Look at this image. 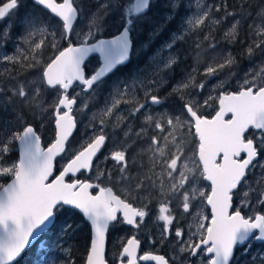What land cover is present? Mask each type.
Returning <instances> with one entry per match:
<instances>
[{
    "label": "snow or ice",
    "instance_id": "6c2138e0",
    "mask_svg": "<svg viewBox=\"0 0 264 264\" xmlns=\"http://www.w3.org/2000/svg\"><path fill=\"white\" fill-rule=\"evenodd\" d=\"M22 3L23 0H0V22L18 16ZM33 3L42 6L47 16L21 17L22 32L18 39L22 46H18L13 55H0V63L13 67L33 68L42 65V58L47 61L37 78L27 84L17 79L19 73L13 74L7 67L8 77H0V113L11 110L15 121L0 135V264H20L26 250L55 227L66 208L78 210L84 220L90 222V231L94 233L86 264H108L105 245L109 228L116 224H125L137 231L146 227L145 218L150 215L149 197L153 195L159 197L155 219L162 223L158 241L152 240L151 243L163 245L172 238L176 245L173 249L175 255L166 257L147 252L138 256L141 242L133 235L120 241L118 264H139V261L195 264L201 258L204 264H234L237 247L248 252L250 238L264 241V61L244 73L236 91H228L220 81L215 86L221 89L218 95H208L201 101L197 96L204 90L205 80L237 63L231 52L217 53L223 56V62L207 66L201 73L205 80L197 82V69L193 67L171 92L161 95L159 89L167 83V76L183 60L177 42L184 40V30L174 34L163 46L168 55L154 57V67L138 70L129 82H118L110 93V102L101 109L102 114L108 116L121 103H132L127 117L134 120L137 113L143 115V125L138 130L133 131L130 125L126 127L127 139L121 149L104 157L105 161L114 162L113 174V170H101L94 165L108 140L103 133L104 120L96 130L92 124L93 114L87 126L94 129L88 142L73 147L70 138L77 127L73 111L75 107L77 112L84 114L88 100L95 99L92 93L104 84L103 78L131 59V34L135 30V21L122 12L121 0H104L96 12L88 14L90 23L81 37L76 32L82 14L78 11L81 7L78 2L75 6L74 0H63L62 3L33 0ZM153 7L154 0H135L128 12L136 14L143 23L150 20ZM181 7L179 0H171L164 21L151 22V34L163 32L164 26L170 22L168 16H178ZM228 7V0L209 4L195 19L188 18L186 25L203 31L208 27L206 21L219 24L221 19H235L239 15L240 19L226 34L232 43L240 20L252 18L254 23L258 19L264 24V0H258L256 4L242 0L239 12L228 11ZM221 8L224 16L213 19L214 13L220 12ZM115 12H121L118 17L122 20L121 34L111 40L98 39L88 43L103 28L104 19ZM249 28L257 36L264 37V28L253 29L252 24ZM10 36L9 26L7 32L0 33V41H6ZM212 39L209 31L202 40L199 32L191 40L190 47L196 50L194 61L197 64L205 41L209 48L215 49ZM73 40H79V45ZM253 47L264 53V39L249 45V59L254 55ZM48 51L52 55L46 56ZM91 53H99L103 60V67L94 74L88 73L85 65ZM229 75L235 73L229 72ZM76 83L83 86L81 92L87 93L80 105H77L79 94H69V89ZM138 89L143 90L142 95ZM173 94L180 102V115H169L166 111L156 115L147 113L146 106L164 107ZM53 95L55 99H51ZM46 96L49 97L47 101ZM212 101L218 106L215 114L211 118L199 114L200 109L210 106ZM20 105L35 109L33 120L45 112L54 116L56 135L46 149L41 146L37 128L25 120L26 114L18 111ZM149 129L155 134L150 135ZM188 137L195 138L191 167L184 152ZM145 140L148 141L147 148L136 151L137 141ZM14 142L19 143L20 156L18 161L9 162L6 154L12 150ZM142 152L148 155L147 164L140 162ZM66 153L69 159L57 172L54 162ZM94 169L98 183L91 179L69 182V177ZM257 169L261 171L253 186L250 180L255 178ZM201 182H207V188L197 187ZM113 186L120 190V195L113 191ZM92 189L97 190L95 195ZM253 195L254 203L260 205L262 211L245 215L241 207L251 206ZM176 198L179 199L174 205ZM234 198L241 207L234 208ZM196 200L200 201L201 207L210 209V215L193 213ZM174 209L194 219L187 231L178 226ZM78 229L76 222L65 223L60 228L61 238ZM257 230L258 235L253 237ZM57 247L62 249L59 241ZM57 264H74V261L69 255L58 258Z\"/></svg>",
    "mask_w": 264,
    "mask_h": 264
},
{
    "label": "rangeland",
    "instance_id": "374dc122",
    "mask_svg": "<svg viewBox=\"0 0 264 264\" xmlns=\"http://www.w3.org/2000/svg\"><path fill=\"white\" fill-rule=\"evenodd\" d=\"M162 0H154V11L155 9L160 5ZM79 3L81 5L80 9L78 10L82 14L80 15L78 26L76 27V32L81 35V37L86 33L87 26L90 23V16L89 13H94L98 10V5L103 3L104 0H75L74 4ZM135 3V0H121V10L123 13L126 14L127 18H134L135 21V30L132 32V39L135 43L134 47V57L138 59V61H142L144 63V66H142L140 69L132 70L133 73H127L121 77L112 78L109 81H104V84L102 87L98 88L95 93H92V95L95 97V99H89L88 100V109L85 110L84 114H81L76 111V116L79 117V124L80 129L78 131V135L75 138V140L71 143L73 147H78L81 144H86L88 142V138L91 136L93 132V128L87 127L89 125L90 119L92 118L93 114H95V119L92 120V124L96 127V130H99L100 127V121L104 120L103 125V133L107 135L108 138H110L113 135L118 134H124L125 131H123V124L127 121L131 122L132 119H129L127 117V111L132 106V103L124 104L121 103L118 109H114L113 112L108 115L104 116L101 112V109H104L106 107V102H110V93L112 92L114 86L121 81L129 82L130 79L133 77V75L138 70H147L154 67V57H166L168 55L167 51L164 50L163 46L170 42L171 37L174 34L166 33L164 34V37L160 40L163 42L162 44L159 42L157 45L155 43L159 39V35H152L150 32L149 25L154 20V16L150 14V20L144 21L143 23L140 22V20L134 15V13H129L128 9L131 8ZM171 0H168L166 3L162 5L164 10H167L170 7ZM179 3H184L183 0H179ZM202 0H191L188 6H185V10L187 12L186 16H182L180 20L178 21V24L175 26L177 28V31L175 34H179L180 30L183 29V35L184 40L178 41V51H180L183 54V60L178 64V66H174L172 72L170 75L167 76V83L159 89V93L167 88H171L179 83L185 76V74L193 67L197 69L196 72V80L197 82L201 80H205V78L201 75V73L204 72V69L209 66L210 64L216 63V62H223V56L217 55V53H227L230 52L231 46H233L236 43V39H238L237 31H238V25L236 24V32L233 37L234 42L230 43L229 39L226 37V34L232 29L233 24H235V21L238 19H233L228 17L227 19H221L218 17V14H221L222 8L220 12L214 13L213 19H221V22L219 24H209L208 21H206V25L208 27L204 28L203 31H200L199 29H193L191 26L186 25V20L188 18L195 19L196 16H198L206 6L202 4ZM214 5V4H213ZM180 10V9H179ZM154 11L153 14H154ZM128 15H131L128 17ZM165 12H163V15L160 16V20L164 19ZM121 16V12H115L111 15H108L104 19L103 28L95 35V37L88 41V43H94L98 39H111L114 38L116 35L120 34L121 32V23L122 20L118 17ZM176 16H168V20L170 21L167 24L172 25L175 21ZM254 26L256 28H264V24H260L259 20L257 19L254 23ZM8 30H4L3 32H7ZM209 31H211V35L213 37L212 43L216 45L215 49L208 47V42L205 41L203 43L204 46H207L202 52L200 57V62L197 64L194 61L195 51L191 45V40L195 39V34L199 32L200 39H203L204 35H208ZM0 32V33H3ZM15 34H12L6 41H0V55H13L15 54V51L18 46H22L20 40L18 37H13ZM264 38V37H263ZM77 42V45H79V40H73ZM155 46V47H153ZM204 49V47L202 46ZM208 48V49H207ZM208 50V51H207ZM256 56H258L257 65L261 64L262 61H264V53H260L259 50L256 51ZM98 58V57H94ZM99 59V58H98ZM207 59V60H206ZM100 60V59H99ZM23 62V61H22ZM187 62L183 66H181V63ZM42 65H43V58H42ZM42 65L33 67V68H21L20 65H16L17 71L19 72V75L17 76V79L21 83L27 84L28 82L34 81L37 76L41 73L40 70H42ZM252 64H248L245 68L241 69L240 71H235L234 66H232L231 69L225 68L222 72H220L218 75L209 77L205 80V88L204 90L199 93L197 96L198 99L201 101L205 98H207L208 95H212L213 97L218 95V92L221 90L219 88H215L216 85L220 81L224 82V87L228 91L237 90L239 87V81L244 76V73L250 69ZM12 65H6L5 63H0V74L5 73V68L10 67ZM255 66H252L254 68ZM90 69H93V66L91 64L89 65ZM96 71V70H94ZM229 72L235 73V75H229ZM1 77V75H0ZM8 77V76H7ZM5 77V78H7ZM215 88V90H214ZM140 95H142V89L137 90ZM79 94V104L81 101H83L87 94H84V92L78 91L73 94L77 95ZM49 97H45V100L47 101ZM51 99H55V96L53 95ZM141 102H143L141 100ZM150 106V105H148ZM27 107V106H26ZM147 107V106H146ZM217 103L216 101L210 102V106L204 107L200 109V113L205 114V116L212 117L215 114V111L217 110ZM33 110L28 111V114L25 117V120H30L32 123L36 125L37 130L40 134H45L46 137L49 136V131L51 129V125H54V116H51V119L53 120H47L46 119V113L45 112L42 116L39 118L33 120ZM11 111V110H10ZM49 111H51L49 109ZM142 111V110H141ZM4 115L2 116V119L0 121V126H2V130L0 131V135L4 134V127L7 129L9 125H11L13 122H15L12 119H5ZM26 113V112H25ZM147 113H149V110L147 109ZM140 114L137 113L136 116ZM41 120L43 123L41 124ZM36 122V123H35ZM7 125V126H6ZM125 135V134H124ZM53 140L51 141V143ZM144 149V148H143ZM18 152V151H17ZM144 152H142L143 154ZM69 155L67 154L65 159L63 158L61 161L65 162L68 161ZM191 159L189 160V166L191 167L190 163ZM66 164V163H65ZM63 164L62 167L65 165ZM59 167H61V164H59ZM258 178V177H257ZM251 183V180H250ZM254 186V185H253ZM197 187L200 188H207L206 182H201ZM254 196V195H253ZM253 198V202L255 200V197ZM235 207H241L240 203L236 200ZM242 212L247 211L248 213H251L254 215L257 210L252 209L251 207H241ZM195 212H202L203 215H210L209 210L207 207H201L200 201L196 200L193 202V213ZM191 222L193 221V218L191 219ZM60 242V245L62 246V249L64 248V243L62 242V239L58 240ZM251 248L254 249V254H256V247L254 245L251 246ZM61 248L57 247V241H55L50 247H46V243L40 244L38 248L39 253V264H57V260L60 257H66L71 256L72 260L75 262V258H73V253H69L68 250L64 251ZM243 254V252H241ZM242 258L240 259V263H242ZM199 264H204L203 258H201Z\"/></svg>",
    "mask_w": 264,
    "mask_h": 264
},
{
    "label": "flooded vegetation",
    "instance_id": "af4514ba",
    "mask_svg": "<svg viewBox=\"0 0 264 264\" xmlns=\"http://www.w3.org/2000/svg\"><path fill=\"white\" fill-rule=\"evenodd\" d=\"M75 1V0H74ZM168 0H162L160 5L155 9V11L152 9L153 12H151L150 14L154 16V20L156 22H161L164 21V19L160 20V16L163 15V12H165V14H168V9L164 10L162 5L164 3H166ZM63 0H56V3H62ZM202 4H204V6H208L209 4H213V0H202ZM190 3V0H187V2L182 3L180 5H182L183 7L180 8L179 10V15L175 17V21L172 25L170 24H166L164 26V30L163 32H161V35L159 36V39L157 40V42L155 43V45H157L159 42L162 44L163 42L160 40V38L162 39V37H164V34L166 33H170V34H175L177 31V28L175 27L178 24V21L180 20V18L182 16H186L187 12L185 10V6H188V4ZM155 5V4H154ZM75 6V4H74ZM41 9V8H40ZM131 15H128V17ZM173 16H175L173 14ZM171 16V17H173ZM80 18V16H79ZM134 19V18H133ZM150 27V25H149ZM131 38H132V34H131ZM132 44H133V56H131L130 62L128 63V65H126L125 67H120L118 68L114 74L110 75L109 77H107L106 79H104V81H109L112 78H116V77H121L127 73L132 74L133 71L135 69H140L142 66H144V63L142 61H138L137 58L134 57V47H135V43L132 39ZM155 47V46H153ZM187 62H183L181 63V66H183L184 64H186ZM257 63V60H255L253 63H251L252 66H255ZM91 64V66H93V69L89 68V65ZM100 68V60L98 58H91L88 60V62L86 63V71L88 73L94 74L95 71H98V69ZM122 78V77H121ZM81 86L77 85L76 87H74L73 89L70 90L69 94L70 96H73L74 93L78 92L81 90ZM169 92H171V88H167L164 89L160 92L161 95H167ZM87 94V93H84ZM179 100L177 95L173 94L171 96H169L166 105L164 107H157V106H147V109L149 110L148 114H152V115H156L157 113H164L165 111L169 114V115H180V108H179ZM79 104V101H77V105ZM145 110H142V112H144ZM76 108H74L73 111V115L76 117L77 120V127L75 129V134L73 136V138L70 140V143H72L75 138L78 135V131L80 129V124H79V117H77L76 115ZM202 114V113H199ZM205 115V114H202ZM54 118V117H53ZM211 118V117H209ZM46 119L47 120H51V122L53 121L49 115V113H46ZM181 119H184L183 116H181ZM36 123V122H35ZM130 125L133 131L138 130V128L140 126L143 125V115L138 114L137 118L132 120L131 122L127 121L123 124V131H126V127ZM36 127V126H34ZM54 139H55V135H56V130H55V118H54ZM37 134L40 136V138L43 141V147L46 149L50 144H46L45 141L42 138V135L39 133V131L37 130ZM116 135L111 136L110 138H108V140L106 141L105 147L101 150V153L98 155L97 160L94 161V165H97V167H99L101 170H113V174H115V169H114V162L111 161L110 159L105 161L104 157L108 156L111 152L116 151V150H120L122 145L125 143L126 141V136L124 134H118L115 133ZM149 134H155L152 132L151 129H149ZM106 135V134H105ZM107 136V135H106ZM53 139V142H54ZM194 144H195V138L194 137H188L185 147H184V152H185V157H187L189 160L192 158L193 155V151H194ZM148 146V141L145 140L143 142L141 141H137V144L134 146L136 151H141L143 148L146 149ZM17 151H18V147H17ZM67 153L64 154L60 159L57 160L56 162V169L57 172L62 168V165L67 163V160L65 162L61 161L63 158L65 159ZM18 159H19V154H18ZM18 161V160H17ZM144 164H147L148 162V155L146 152H144L142 154V159L141 161ZM59 164H61V167H59ZM260 169L256 170V176L255 178H253L251 180V183L255 186V179L257 177H259L260 175ZM95 169L93 170V172H82L80 175H78L77 177H69V182H71L72 179H78V180H83V181H88L91 179L92 182H99L95 180ZM135 174V172H133V175ZM207 184V182H206ZM101 186H106L105 184H101ZM107 186H112V185H107ZM113 191L116 192V194L120 195V190L113 186ZM92 193L95 195L97 193L96 189H92ZM254 197V196H253ZM121 198H124L123 196ZM149 199L151 200V204L149 205V211H150V215L148 217L145 218V225L146 227H142L141 230L137 231L136 229L132 228L131 226L125 225V224H116L114 227H110L109 231L107 233V244H106V259L108 260V264H118V257L119 254L121 252V244L120 241L121 240H126V239H130L133 235H135L137 237V239L140 240L141 242V246L140 249L138 251V256L139 255H143L144 253L147 252H151L153 254L156 255H165L167 256H172L175 255V252L173 251V249L176 247L175 242L172 238L169 239V241L165 242L163 245H161L159 242L153 244L151 243L152 240H157L158 241V235H159V231H160V226L161 223H158L155 219L156 217V209L158 207L157 204V200L159 199V197L157 195H153L150 196ZM179 198H176L173 200V204L175 205L177 203ZM235 202L236 199L234 198V202H233V206L235 208ZM134 206H139L138 204H134ZM255 209V211L257 210V212L262 211L260 205L255 204L254 202L252 203L251 206H249V208ZM208 208V207H207ZM209 213H210V209L208 208ZM70 213V217L72 219H77L78 220V224H79V229L75 232V234L77 235V233L82 230L83 231V235L85 237V240H87V246L88 249H90V243H91V239H92V231H90V225L87 224L84 220V218L78 214L77 212L75 213V211H69ZM243 213L245 215H252L251 213H248L247 211H243ZM74 214H77V216L79 217H75ZM174 214H176L178 216V226L181 228H184L186 231L189 229L190 225H193L194 222H191L192 217L186 214H180L179 212L175 211L174 209ZM194 221V219H193ZM69 223H73L74 221H68ZM258 235V234H256ZM255 236V235H254ZM254 245L257 249L256 254H254V249L250 248V250L248 252H245L244 249L242 247H237V249L235 250V262L234 264H264V243H257V241L252 238L251 239V246ZM241 252H243V254H241ZM252 257H256L255 260L252 259ZM242 260V263H240V259ZM86 262V261H85ZM200 261H195V264H199ZM139 264H147V263H143L142 261H139ZM149 264H154V263H149Z\"/></svg>",
    "mask_w": 264,
    "mask_h": 264
},
{
    "label": "trees",
    "instance_id": "16d2710c",
    "mask_svg": "<svg viewBox=\"0 0 264 264\" xmlns=\"http://www.w3.org/2000/svg\"><path fill=\"white\" fill-rule=\"evenodd\" d=\"M217 4L220 3V0H216ZM242 0H228V11L231 12H239V6L241 4ZM251 3L256 4L258 3V0H250ZM222 13L218 14V17H223L224 15V9L222 8ZM251 11V10H250ZM32 15H39V16H47V13L40 9L38 6H35L32 2V0H23L22 6L19 10V15L18 16H13L11 20H5L2 24H0V32H3L4 30H8L9 26L11 27V36L12 34H15L13 37H18L21 32L22 28L19 24V20L21 17L24 16H32ZM232 17H230L231 20ZM235 19H240L239 15L235 17ZM253 25V29H256L254 26V22L252 18L248 19H243L240 20V24L238 25V31H237V36L238 39H236V43L231 46L230 52L232 55L236 58L237 63L234 66L235 71H240L241 69L245 68L248 64L253 63L254 60L257 59L258 56H256V51L253 47V52L254 55L252 59L248 58L247 55V49L249 45H253V42H259L261 39H264L261 36H257L255 32L249 28V25ZM74 44H77V42L73 41ZM62 46H67L66 44H63ZM52 55L51 51L46 52V56ZM46 58H43V64H45ZM17 66L13 67L10 66L8 69L13 73L17 74L19 73L17 71ZM42 70H40L41 72ZM1 77H7L8 72L6 71L3 74H0ZM236 91V90H233ZM18 111L24 114H28L29 108L20 105L18 108ZM26 112V113H25ZM4 113H0V121L2 119V116ZM25 115V117H26ZM5 119H12L14 120L11 111L9 110L8 112L5 113L4 120ZM28 122L32 123L30 120H27ZM15 122H13L11 125H14ZM33 126H36L34 123H32ZM7 126V125H6ZM10 126V125H9ZM2 130V126H0V131ZM6 128L4 127V131ZM15 130V129H13ZM43 140L45 141L46 144H50L51 141L54 139V128L53 125H51V129L49 131V136L46 137L45 134H41ZM6 158L9 162L11 161H17L18 160V152H17V142H14L12 145V150L6 154ZM75 217L77 214H74ZM68 221H74L78 223L77 219H72L70 217V213L67 209L62 210L60 214L59 221L56 223L55 227L51 229V231L45 235V237L42 239V243H46V247H50L55 241H58L62 239V242L64 243V248H67L69 253H73V258H75L74 264H85L86 261V255L87 252L89 251L88 246H87V240H85V237L83 235V231L80 230L77 235L74 234H68V235H63V238H61L62 234L60 233V228L62 225L65 223H69ZM40 246V245H39ZM38 252V245L33 248V250H30L20 261V264H39V253Z\"/></svg>",
    "mask_w": 264,
    "mask_h": 264
},
{
    "label": "water",
    "instance_id": "95a60500",
    "mask_svg": "<svg viewBox=\"0 0 264 264\" xmlns=\"http://www.w3.org/2000/svg\"><path fill=\"white\" fill-rule=\"evenodd\" d=\"M33 1V0H32ZM34 4V3H33ZM34 5H36V4H34ZM36 6H38V5H36ZM39 7H41L42 8V6H39ZM43 9V8H42ZM45 10V9H44ZM46 11V10H45ZM136 15V14H135ZM121 34V33H120ZM119 34V35H120ZM118 36V35H117ZM115 38V37H114ZM114 38H111V39H114ZM111 39H105V40H111ZM131 53H132V49H131V52H130V55H131ZM92 57H98L99 59H100V68L101 67H103V60H102V58L100 57V55H99V53H91L89 56H88V58L86 59V61H85V65H86V63L88 62V60L89 59H91ZM128 63H129V61L126 63V64H124V65H119V66H117V68L111 73V74H109L107 77H109L110 75H112V74H114L115 73V71L118 69V68H120V67H125L126 65H128ZM99 68V69H100ZM98 69V70H99ZM106 77V78H107ZM106 78H103V79H106ZM77 85H79V86H81V87H83L82 85H80L79 83H76V84H74L73 85V88L74 87H76ZM73 88H71V89H73ZM71 89H69V92H70V90ZM90 91V90H89ZM75 108V107H74ZM55 130H56V127H55ZM74 134H75V130L73 131V135H72V137L70 138V140L73 138V136H74ZM41 146L43 147V141H42V139H41ZM17 147H18V154H19V156H20V147H19V143L17 142ZM99 155V154H98ZM61 156H58L57 158H56V160H55V167H56V161H57V159H59ZM95 161V160H94ZM82 172H84V171H81V172H79V173H77L74 177H77L78 175H80ZM87 173H89V172H87ZM66 209H71V210H73V211H75V212H77L78 214H80L79 212H78V210H74V209H72V208H66ZM81 215V214H80ZM82 216V215H81ZM86 223H88L89 225H90V222H86ZM50 230H48V231H46L41 237H40V239L45 235V234H47L48 232H49ZM256 234H258V230L256 231V232H254L253 233V237H254V235H256ZM93 236H94V233L92 232V238H93ZM40 239L39 240H37L35 243H33L27 250H26V252H25V254L23 255V257L31 250V249H33L38 243H39V241H40ZM250 239H252V238H250ZM257 243H264V241H257ZM106 244H107V240H106ZM90 250V249H89ZM22 257V258H23ZM22 258H21V260H22ZM105 258H106V245H105ZM20 260V261H21ZM143 263H147V264H149V263H154V262H151V261H142ZM85 264H86V262H85Z\"/></svg>",
    "mask_w": 264,
    "mask_h": 264
},
{
    "label": "bare ground",
    "instance_id": "6f19581e",
    "mask_svg": "<svg viewBox=\"0 0 264 264\" xmlns=\"http://www.w3.org/2000/svg\"><path fill=\"white\" fill-rule=\"evenodd\" d=\"M184 1V3L185 2H187V0H183ZM191 1V0H190ZM213 4H217V2H216V0H213V2H212ZM224 16V15H223ZM203 47H204V50H205V48L207 47V46H204V45H202ZM208 49V48H207ZM208 51V50H207ZM204 52V51H203ZM207 60V59H206ZM256 60H258V58L256 59ZM255 61V60H254ZM252 68V67H251Z\"/></svg>",
    "mask_w": 264,
    "mask_h": 264
}]
</instances>
